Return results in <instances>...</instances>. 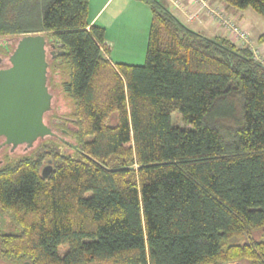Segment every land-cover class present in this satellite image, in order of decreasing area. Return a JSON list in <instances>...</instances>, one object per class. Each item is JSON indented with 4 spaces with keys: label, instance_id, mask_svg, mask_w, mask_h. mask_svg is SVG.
<instances>
[{
    "label": "trees",
    "instance_id": "1",
    "mask_svg": "<svg viewBox=\"0 0 264 264\" xmlns=\"http://www.w3.org/2000/svg\"><path fill=\"white\" fill-rule=\"evenodd\" d=\"M88 1L0 0V37L42 33L65 51L48 84L71 101L78 144L63 153L52 137L0 165L13 227L0 226V263L264 264V59L141 0L144 63H112ZM224 2L264 18V0Z\"/></svg>",
    "mask_w": 264,
    "mask_h": 264
},
{
    "label": "water",
    "instance_id": "2",
    "mask_svg": "<svg viewBox=\"0 0 264 264\" xmlns=\"http://www.w3.org/2000/svg\"><path fill=\"white\" fill-rule=\"evenodd\" d=\"M15 40L8 65L0 68V150L5 146L13 150L19 145L29 149L38 139L55 135L44 121L53 98L47 84V57L49 54L54 58L65 51L59 49L60 43H52L42 33L21 35ZM47 45L53 49L47 51ZM50 171L46 164L41 175L46 178Z\"/></svg>",
    "mask_w": 264,
    "mask_h": 264
},
{
    "label": "crops",
    "instance_id": "3",
    "mask_svg": "<svg viewBox=\"0 0 264 264\" xmlns=\"http://www.w3.org/2000/svg\"><path fill=\"white\" fill-rule=\"evenodd\" d=\"M175 15L190 28L206 36L224 35L221 26L213 21L203 10L190 19L191 0H178L180 7L166 1ZM212 8H219L227 16L244 25L256 41L261 57L264 59V42L258 43V36L264 31V22L247 9L227 6L224 0H207ZM87 19L89 25L104 29L107 57L112 63L138 64L145 59L151 10L141 0H89Z\"/></svg>",
    "mask_w": 264,
    "mask_h": 264
},
{
    "label": "rangeland",
    "instance_id": "4",
    "mask_svg": "<svg viewBox=\"0 0 264 264\" xmlns=\"http://www.w3.org/2000/svg\"><path fill=\"white\" fill-rule=\"evenodd\" d=\"M177 7V6H176ZM180 7V6H179ZM248 12H252L255 16H257L259 18V20H261L262 22H264V18L261 17L260 15H258L257 13H255L254 11H252L251 9H247ZM203 10H201L202 12ZM195 17V16H194ZM194 17H190L191 18H194ZM15 38H17L16 36H2L0 37V42L1 44H8L10 45L11 47L14 46L16 40ZM250 39L252 40V42L256 43V41L251 37L250 35ZM49 44V43H48ZM257 46V45H256ZM49 45H47V51L49 50ZM10 53V52H9ZM8 54H1L0 57L3 59V61L0 63V68L1 67H5L8 65V61H7V57H8ZM261 56V55H260ZM47 60H48V63H49V54H48V57H47ZM135 63H138L136 65H141L144 63V59L143 60H140V62H135ZM48 74H49V71H48ZM56 77V81L59 80V77L58 75L55 76ZM48 83V82H47ZM48 88H49V91L52 93L53 95V98H52V106H51V112L48 113V115H50L51 113L54 112L55 115H63V116H69L68 114L71 112V101L66 97L64 96L61 91L59 90V88L57 87H52L48 84ZM46 114L45 116V119L44 121L47 122V118H49ZM171 121H172V124L173 125H177V126H180V127H188L184 122H182L178 112L174 111L171 113ZM70 117V116H69ZM75 127V126H74ZM54 131V130H53ZM52 138L51 136H47L45 138H42V139H38L34 145L29 148V149H25V145H19L17 146L16 148H14L13 150H10V147H4L0 150V165H2L3 163L5 162H11V161H14L16 159H18L19 157H22L24 155H29V154H33L34 151L39 147L40 144H42L43 142L47 141L48 139ZM75 139V136L71 135V137L69 138H66V140H68L69 142H73V140ZM59 148L60 150L63 152V153H67V154H71L73 153V151L71 150V148L69 146H67L66 144H61L59 145ZM42 165H46V162L43 160L42 162ZM5 218L6 215H3V216H0V219L2 218ZM3 220V219H2ZM8 219L4 222L2 221L0 223V226L2 225V223L5 225V229L6 231L9 230V227L10 229H12L13 227L11 226L10 223H8ZM10 222V221H9ZM255 236H258V235H262L263 238H264V230H260V229H257L255 232H254ZM66 249V246L63 245V246H60L59 247V251L60 253H63ZM234 263H238V264H247V262H245V260H238V261H230V262H226V263H222V264H234ZM219 264V263H218Z\"/></svg>",
    "mask_w": 264,
    "mask_h": 264
},
{
    "label": "built area",
    "instance_id": "5",
    "mask_svg": "<svg viewBox=\"0 0 264 264\" xmlns=\"http://www.w3.org/2000/svg\"><path fill=\"white\" fill-rule=\"evenodd\" d=\"M175 7H179L178 0H166ZM192 10L190 17L196 16L201 10L215 22H217L225 36L239 45L247 46L253 53L254 58L260 59V52L257 44L250 39L249 30L234 18L227 16L222 9L212 8L207 4V0H191Z\"/></svg>",
    "mask_w": 264,
    "mask_h": 264
},
{
    "label": "flooded vegetation",
    "instance_id": "6",
    "mask_svg": "<svg viewBox=\"0 0 264 264\" xmlns=\"http://www.w3.org/2000/svg\"><path fill=\"white\" fill-rule=\"evenodd\" d=\"M49 50L51 51L53 48L51 46H49ZM47 82H48V78H47ZM48 84V83H47ZM51 111H49L48 113H50ZM48 113H46L48 115ZM45 114V116H46ZM52 113L49 116V118H47V122H45L51 129L52 131L55 133L54 138L58 139L60 142H62L63 144H66L67 146H69L71 149H77L78 148V144L76 143V139L73 140V142H69L68 140H66V138L71 137V135H73V132H77V129L74 127L73 125V119L69 116H63V115H55L52 116ZM44 116V119H45ZM2 141V138H0V142ZM7 147V146H5ZM10 147V146H8ZM4 148V147H3ZM11 150V148H10Z\"/></svg>",
    "mask_w": 264,
    "mask_h": 264
}]
</instances>
